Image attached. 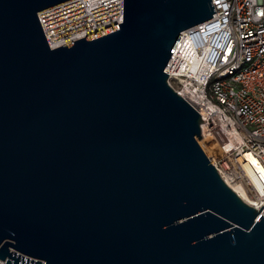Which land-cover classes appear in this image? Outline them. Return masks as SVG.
Instances as JSON below:
<instances>
[{"label":"water","instance_id":"1","mask_svg":"<svg viewBox=\"0 0 264 264\" xmlns=\"http://www.w3.org/2000/svg\"><path fill=\"white\" fill-rule=\"evenodd\" d=\"M65 1L0 0L3 264H264L262 206L164 72L211 0H122L120 23L50 48L37 14Z\"/></svg>","mask_w":264,"mask_h":264},{"label":"built area","instance_id":"2","mask_svg":"<svg viewBox=\"0 0 264 264\" xmlns=\"http://www.w3.org/2000/svg\"><path fill=\"white\" fill-rule=\"evenodd\" d=\"M211 4L215 16L183 31L164 72L182 97L201 93L194 107L205 120L200 148L227 185H244L242 200L262 206L264 216V0ZM37 17L48 46L57 48L120 23L122 0H67Z\"/></svg>","mask_w":264,"mask_h":264},{"label":"bare ground","instance_id":"3","mask_svg":"<svg viewBox=\"0 0 264 264\" xmlns=\"http://www.w3.org/2000/svg\"><path fill=\"white\" fill-rule=\"evenodd\" d=\"M201 93L199 91H190L187 96L184 95V98L193 106L197 107L198 103L201 101ZM228 185L237 193V195L245 200L246 199V189L244 185H242L237 179H233L232 181L227 182Z\"/></svg>","mask_w":264,"mask_h":264}]
</instances>
